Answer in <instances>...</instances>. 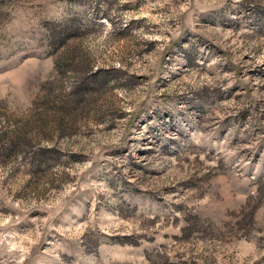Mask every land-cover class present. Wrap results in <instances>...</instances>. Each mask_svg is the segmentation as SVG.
Wrapping results in <instances>:
<instances>
[{
  "label": "rangeland",
  "instance_id": "obj_1",
  "mask_svg": "<svg viewBox=\"0 0 264 264\" xmlns=\"http://www.w3.org/2000/svg\"><path fill=\"white\" fill-rule=\"evenodd\" d=\"M0 264H264V0H0Z\"/></svg>",
  "mask_w": 264,
  "mask_h": 264
}]
</instances>
